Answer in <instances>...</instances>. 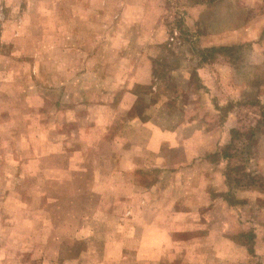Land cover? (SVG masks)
Wrapping results in <instances>:
<instances>
[{
    "label": "rangeland",
    "instance_id": "374dc122",
    "mask_svg": "<svg viewBox=\"0 0 264 264\" xmlns=\"http://www.w3.org/2000/svg\"><path fill=\"white\" fill-rule=\"evenodd\" d=\"M216 2L221 6L208 14L189 15L187 11L204 3L214 8ZM230 2L244 9L243 20L232 22L235 12ZM153 28L156 43L144 49L141 41ZM127 39L132 43L128 47L123 41ZM206 41H225V47L231 48L212 51L204 47ZM126 47L134 56L126 63L129 71L120 73L114 64L119 65L118 57ZM144 50H148L149 61L143 59ZM145 68H152L155 86L133 89L141 116L151 117L162 98L174 101L178 85L186 86L182 94L195 106L211 104L210 110L203 109L198 116L206 113L214 137L205 145L216 154L200 163V170L211 167L216 171L210 178L213 197L220 200L230 195L245 201L258 195L260 211H264V0H0V264H72L57 254L59 249L65 253L62 257L77 251L72 231L60 225L67 216L79 219L84 215L82 205L92 195L93 177L84 170H64L69 164L84 165L86 170L105 164L98 163L87 148L82 149L87 142H63L62 134H78V125L96 118L85 104L99 91L109 99L115 85L104 87L109 76L123 83L127 79L128 85L133 72ZM78 104L83 107L77 108ZM171 111L179 114L176 106ZM103 112L109 113L99 109L97 115ZM90 128L86 127L87 133ZM50 135L56 140L51 141ZM102 148L106 153L111 147L102 143ZM64 151L85 154L67 159ZM225 151L234 156L224 160ZM29 167L34 168L41 188L28 187L32 179ZM224 171L225 180L220 176ZM222 181L227 192H220ZM250 184L253 191L248 189ZM108 192L124 195V191ZM241 206L247 213L258 209L256 204ZM90 217L96 221L89 223L86 238L80 239L85 246L78 264H109L100 243L102 238L107 243L111 240L108 215ZM259 217L256 221L264 234V215ZM29 219L31 226L26 222ZM190 224L192 234L207 228L197 221ZM245 228L251 229V223ZM28 230L36 231V236H28ZM244 234L249 246L252 235ZM198 236L217 245L208 234ZM202 243L208 248L209 242ZM242 249H236L237 261L242 257L239 252L245 251V264H260V259L264 263V254L257 261L249 253L250 247Z\"/></svg>",
    "mask_w": 264,
    "mask_h": 264
},
{
    "label": "crops",
    "instance_id": "0c3cea01",
    "mask_svg": "<svg viewBox=\"0 0 264 264\" xmlns=\"http://www.w3.org/2000/svg\"><path fill=\"white\" fill-rule=\"evenodd\" d=\"M212 5L214 8L206 3L193 5L188 7L187 11L189 15L199 11L208 14L221 6L217 2ZM230 5L231 11L235 12L234 19L231 17L232 22L237 21V18L243 20L244 9L231 2ZM155 31L156 29L153 28L152 34L141 41L144 49L156 43ZM123 41L126 46L132 45L130 39ZM225 46H227L225 41H210L204 47ZM127 47L122 51V56L118 57L119 65L117 62L114 64L115 70L120 73L129 71V64L126 63L134 56L131 52H127ZM142 56L144 60L149 61L148 50H144ZM97 69L99 70L100 67L97 66ZM141 70L143 73L133 72L129 77L128 85H126L127 79L123 83L109 76V80L104 82V87H107L108 83L115 84L109 92V99L105 100L99 91L89 105L85 104L94 111L96 118L92 119L91 123L84 124L85 126L78 125L80 129L78 134L69 131L62 134L63 142L68 143L71 140L87 142L82 149L87 148L86 151L92 152L98 163L101 161L105 165L96 164L86 170L84 165L74 167L69 164L64 170L66 173H81L84 170V173L90 172L93 178L92 195L88 196L82 205L85 209L84 215L79 219L67 216L60 225L62 229L72 231V239L76 240L74 243L77 245V251L62 257L61 254L65 253L59 249L57 251L59 259L69 260L72 264L80 263L79 256L83 250L82 246H85L80 239L86 238V227L89 223L96 221L90 215L104 213L109 218L108 235L111 240L107 243L100 233L97 236V231H93L95 236L102 238L100 243L105 249L102 252L105 261L108 260L109 264L113 262L116 264H245L248 259L247 252L238 251L242 257L239 261L236 259L238 246L246 250L250 247L249 253L258 261L264 254V234L257 224L261 219L259 216L264 215L258 203L260 196L239 201L230 195H225L217 200L213 197V183L210 180L213 172L216 171L211 167L205 172L200 170V163H206L216 154L211 146L207 148L205 145V142L212 143L214 140L213 133L208 128L209 118L206 113L202 117L198 116L201 110H210L211 104L195 106L186 99V94H182L186 86L178 85L174 101L168 102L162 98L158 109L151 117L145 118V115L142 117L138 110L139 97L133 89L137 85L154 89L155 75L151 72L152 68ZM179 77L181 79L179 82L182 83V75ZM219 102V106L222 107L223 101L219 100ZM171 106H176L179 114L176 112L175 115L171 111ZM79 107L83 106L78 104L77 108ZM99 109L108 110L109 113L103 112L102 116L97 115ZM89 125L92 128L89 129L90 133H87L86 127ZM128 131L131 134H127ZM51 136L49 138L52 141L54 136ZM102 143H109L111 147L106 153L102 152ZM64 153L69 159L75 155L83 156L85 151H64ZM29 158V162L34 163L35 160ZM20 159L18 157V161L21 162ZM27 171L32 178L28 187L41 188L36 181L34 168L29 167ZM202 174L204 176L201 177ZM154 176L157 177L156 182L151 181V177ZM220 176L224 179L225 171ZM179 184L183 186L180 187ZM248 186L252 191L255 188L253 184ZM176 188H180L177 196ZM219 188L220 192L228 191L225 181H222ZM135 190L139 193H134ZM108 191H124V195L118 196L116 193L112 195ZM148 195L152 197L148 198ZM48 203L50 204V201ZM244 203L256 204L258 209L247 213L241 209ZM87 213L88 215H85ZM31 221V219L26 221L27 225H30ZM196 221L204 223L207 228L201 233L192 234L194 229L191 228L190 223ZM176 223H179L177 228ZM250 223L252 228L246 229L245 224ZM244 231L252 235L249 246L244 240ZM28 232V236H36V231L28 230ZM176 232L180 235H176ZM202 234L213 237L215 243L218 241L217 245H211V239L202 240L203 237L198 236ZM218 237L220 240H217ZM236 237L238 240L243 239L244 242L240 240H237L239 243L235 242ZM202 241L209 242L208 248ZM193 254L194 256H191ZM259 262L264 264L262 259Z\"/></svg>",
    "mask_w": 264,
    "mask_h": 264
},
{
    "label": "trees",
    "instance_id": "16d2710c",
    "mask_svg": "<svg viewBox=\"0 0 264 264\" xmlns=\"http://www.w3.org/2000/svg\"><path fill=\"white\" fill-rule=\"evenodd\" d=\"M231 47H220V48H211L212 51H223V50H227L230 49ZM263 117H264V113H263ZM224 160H229L231 159L234 155L230 154L228 151H225L224 155H221Z\"/></svg>",
    "mask_w": 264,
    "mask_h": 264
}]
</instances>
